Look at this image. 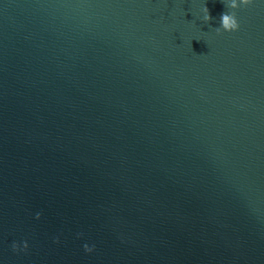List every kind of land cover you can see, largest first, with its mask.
Here are the masks:
<instances>
[{"label": "water", "instance_id": "95a60500", "mask_svg": "<svg viewBox=\"0 0 264 264\" xmlns=\"http://www.w3.org/2000/svg\"><path fill=\"white\" fill-rule=\"evenodd\" d=\"M0 264H264V0H0Z\"/></svg>", "mask_w": 264, "mask_h": 264}, {"label": "clouds", "instance_id": "9594fccd", "mask_svg": "<svg viewBox=\"0 0 264 264\" xmlns=\"http://www.w3.org/2000/svg\"><path fill=\"white\" fill-rule=\"evenodd\" d=\"M222 3L224 4V7L227 9H237L242 6H247L251 3V0H222ZM203 12L202 19L205 22H209L213 19V17L210 15V11L208 7L205 6L201 9ZM239 21L237 19L235 11H224L220 14L219 16V26L215 27V31L217 33H220L221 31L224 32H233L239 29ZM40 213H36V218L39 219ZM81 235V234H78ZM54 242H59L58 237H54ZM12 250L13 251H18V250H26L28 248V243L27 241H21L19 243L13 241L12 245ZM84 251L85 252H92L95 248V245H89L85 243L83 245Z\"/></svg>", "mask_w": 264, "mask_h": 264}]
</instances>
